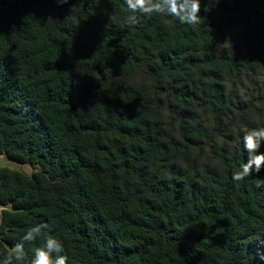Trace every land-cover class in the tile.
<instances>
[{"label":"trees","instance_id":"1","mask_svg":"<svg viewBox=\"0 0 264 264\" xmlns=\"http://www.w3.org/2000/svg\"><path fill=\"white\" fill-rule=\"evenodd\" d=\"M199 2L0 0V155L34 169L0 167V264H264V0Z\"/></svg>","mask_w":264,"mask_h":264},{"label":"clouds","instance_id":"2","mask_svg":"<svg viewBox=\"0 0 264 264\" xmlns=\"http://www.w3.org/2000/svg\"><path fill=\"white\" fill-rule=\"evenodd\" d=\"M63 2L67 3V0H63ZM128 3H129V7L132 9L134 13L127 18L130 24H136L138 22V18L135 15L136 12H139L141 14H150L152 12H163L165 8L169 9V11L172 12L171 8L169 7L170 0H128ZM199 12H200L199 0H187L182 15L177 14L176 12H172V14L178 15V19L180 20L181 23L194 24L198 22ZM258 133H264V130H261ZM233 179L241 180L243 179V175L234 174ZM33 231H35V229L29 231L28 238H31V234ZM52 251H55L57 253L62 252L63 251L62 245L57 244L55 247H53L52 242L50 241L48 244L47 252H45L42 249H37L35 258L32 260V264H41L42 259L44 261V264H67V257L64 255H57V257L54 260L51 259L50 253ZM13 252L17 255H22V246L19 244L16 245ZM41 253H43V256H41ZM5 264H8V261H6Z\"/></svg>","mask_w":264,"mask_h":264},{"label":"rangeland","instance_id":"3","mask_svg":"<svg viewBox=\"0 0 264 264\" xmlns=\"http://www.w3.org/2000/svg\"><path fill=\"white\" fill-rule=\"evenodd\" d=\"M7 166L11 169L22 171L28 175H31L34 172V169L28 164H19L17 162L11 161L0 155V167ZM2 206L0 205V218H1Z\"/></svg>","mask_w":264,"mask_h":264},{"label":"snow or ice","instance_id":"4","mask_svg":"<svg viewBox=\"0 0 264 264\" xmlns=\"http://www.w3.org/2000/svg\"><path fill=\"white\" fill-rule=\"evenodd\" d=\"M249 144H250V146H252V141H249ZM41 264H44V261H43V259H42V262H41Z\"/></svg>","mask_w":264,"mask_h":264}]
</instances>
